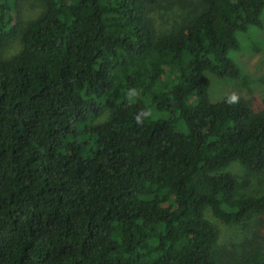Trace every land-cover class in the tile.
I'll return each mask as SVG.
<instances>
[{
  "label": "trees",
  "instance_id": "1",
  "mask_svg": "<svg viewBox=\"0 0 264 264\" xmlns=\"http://www.w3.org/2000/svg\"><path fill=\"white\" fill-rule=\"evenodd\" d=\"M20 1L0 0V264H264V192L227 172L264 170V113L207 94L264 0L160 29L164 0H43L23 33ZM207 208L258 218L242 250L222 256Z\"/></svg>",
  "mask_w": 264,
  "mask_h": 264
},
{
  "label": "rangeland",
  "instance_id": "2",
  "mask_svg": "<svg viewBox=\"0 0 264 264\" xmlns=\"http://www.w3.org/2000/svg\"><path fill=\"white\" fill-rule=\"evenodd\" d=\"M198 5L197 0H164L163 4L150 12L157 28H166L182 17H191ZM44 10L43 0H21L18 4V24L23 33L34 19L38 18ZM263 25H252L247 32L237 31L240 47L231 50L229 56L240 68L238 77H219L208 73L210 78L207 94L212 102L223 99H237L246 101L255 112L264 113V8L260 15ZM22 36H18L7 48L6 54L12 55L21 50ZM107 118L102 117L104 121ZM227 172L236 179V197H248L264 192V170L250 172L249 169L237 161L228 166ZM207 219L218 227L219 252L222 256H230L231 252L242 250L257 228L258 218L254 217L241 224H225L218 221L210 209H206Z\"/></svg>",
  "mask_w": 264,
  "mask_h": 264
},
{
  "label": "clouds",
  "instance_id": "3",
  "mask_svg": "<svg viewBox=\"0 0 264 264\" xmlns=\"http://www.w3.org/2000/svg\"><path fill=\"white\" fill-rule=\"evenodd\" d=\"M231 99H232V101H235L237 99V97L233 96Z\"/></svg>",
  "mask_w": 264,
  "mask_h": 264
}]
</instances>
